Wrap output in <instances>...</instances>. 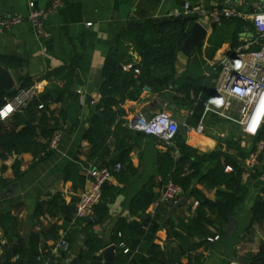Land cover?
<instances>
[{"label": "crops", "instance_id": "0c3cea01", "mask_svg": "<svg viewBox=\"0 0 264 264\" xmlns=\"http://www.w3.org/2000/svg\"><path fill=\"white\" fill-rule=\"evenodd\" d=\"M52 1L0 0V9L6 15L26 19L32 5L39 10H45ZM64 1L65 9L46 19L41 30L36 31L28 21H25L9 32L0 33V56L15 57L25 63L23 67L27 69L25 76L21 75L19 70H10L18 83L20 78L27 76L33 84L41 85L43 93L50 85L48 77L51 73L70 66L75 69V78L64 102L51 107L55 116H58L61 110L66 111L61 124L64 135L58 149L36 164L31 154L20 156L21 179L0 191V212L12 211L19 218L21 225L19 234L25 239L27 247L32 233L44 235L40 247L42 260H45L46 264L53 256L58 258L55 251L57 242L61 234L69 228L72 245L70 258L74 260L85 249L84 243L88 236L103 239L108 247L114 246L111 241L119 221L140 222L142 213L132 215L131 205L150 185H155L153 192L156 196L159 195L164 186L159 169V156L168 149L173 150L172 154L176 150L180 151L178 139L196 151L192 158V162L198 165L199 173L192 185V190L196 194L182 197L188 200L185 207L195 211L197 209L195 203H199L197 196L212 201L217 199V191L202 183L200 178L209 169L224 165L226 157L237 159L243 164L246 158L242 159L241 154L245 152L246 155H250L256 138L244 130L241 105L238 102L233 101L230 109L224 111L225 116H220L210 110L214 107L210 100L203 117L199 122H195L191 119L193 114L191 109L178 108L171 104L169 99L162 100L152 95L151 89L150 92L144 89L140 101L127 102L123 106L126 112L125 119L129 123L139 114L152 118L161 112H169L181 125L172 145L167 146L157 137L146 136L132 130L130 158L135 174L128 181H125L126 176H114L109 185L119 191L114 198L103 202L107 211L98 224L87 226V222L83 221L71 226L72 222L67 223L61 213L35 218L37 204L49 200L56 193H62L67 204L75 200L76 207L80 195L88 186V179L84 187L74 190V180L71 177L64 179L63 176L68 166L77 160L88 163L84 170L85 176L88 169L99 167L89 162L90 146L84 140V136L100 102L103 70L109 54L117 47L118 38L124 40L135 25L150 19H174L177 14L183 15L180 17L196 19L195 12L201 11L204 14L203 25L208 30L206 41L202 44L201 51L195 48L189 54L187 69L180 73L181 77L185 74L208 78L219 75L224 60L236 55L238 51H255L259 45L253 26L256 0ZM186 3L191 5L194 13L184 14ZM214 9H234L241 16L226 20L220 25L208 26L206 22L211 19V12ZM215 42L220 44V47L213 52L212 44ZM129 54L132 56L131 62L121 66L126 72L141 61L139 53L134 48L130 49ZM213 83L216 84L217 79H214ZM58 84L63 88L66 81H60ZM199 127H203L202 132L198 131ZM216 152L220 156L211 158L210 155ZM14 159L6 162L7 171L3 175L5 179L14 180L12 170ZM244 184L248 193L244 203L235 211L234 220L237 222V228L232 229L228 237L221 238L210 247L204 246L191 255L193 258L202 256L201 264H241L240 260L249 262V259L256 256L264 246V224L252 222L255 202L259 196H264L263 161L254 172L246 171ZM150 206L146 214L161 226L154 237V242L162 249L166 246L177 249L178 241L169 238L164 227L165 218L170 219L169 211L172 206H165L155 215L151 214ZM99 210L100 208L96 207L94 212ZM186 210H178L175 215L181 218L186 214ZM177 234L183 233L177 231ZM0 240L3 245L8 243L1 228ZM147 248L146 243L141 246L143 250ZM116 252L119 253L117 249ZM3 253V248L0 247V257ZM181 261L183 264H190L188 256L183 257Z\"/></svg>", "mask_w": 264, "mask_h": 264}, {"label": "trees", "instance_id": "16d2710c", "mask_svg": "<svg viewBox=\"0 0 264 264\" xmlns=\"http://www.w3.org/2000/svg\"><path fill=\"white\" fill-rule=\"evenodd\" d=\"M196 22L192 17L150 19L135 25L124 40L118 38L117 47L109 54L103 70L100 102L84 136V140L90 146V163L99 167L121 164L122 169L116 176H126L125 181L135 174L130 158L133 131L125 119L126 112L123 106L127 102L140 101L146 87L151 89L152 95L157 98L169 99L171 104L181 109H191L193 113L191 119L195 122L200 121L212 98L213 80L218 78V74L211 78L194 77L189 74L176 77L178 55ZM212 45H214L213 52L220 47L216 42ZM202 46L200 45L197 51H201ZM131 48L139 53L141 61L126 72L120 67L131 62L132 56L129 54ZM259 48L260 45L257 50ZM24 64V61L18 58L0 56V66L8 70L23 69ZM74 78L75 69L72 66L51 73L48 77L50 85L46 90L9 121L0 124V191L21 179L20 156L31 154L36 164L54 152L48 151L50 140L55 131L61 128L66 111L61 110L59 115L55 116L51 107L64 102ZM60 81H66L63 88L58 84ZM32 85L33 82L26 76L20 78L18 88ZM16 94L17 89L10 93L1 92L0 108ZM41 105L43 109H39ZM178 140L181 152L179 161L174 160L172 149L159 156L162 184L175 181L182 186L185 196H192L196 194L192 190L193 180L199 175L198 165L192 162L196 151L187 146L183 140ZM261 140L264 141V128L255 138V145ZM255 145L253 151L256 149ZM218 156L220 154L217 152L210 155L211 158ZM247 157L248 154L242 152L241 158ZM13 158H15L12 164L14 180H8L3 175L7 171L6 162ZM262 161L264 162V156ZM88 165L77 160L65 169L64 179L71 177L74 180V190L86 184L84 170ZM228 166L233 169L232 172L226 171ZM245 173L241 161L226 157L224 165L209 169L200 178L202 183L217 191V199L212 201L197 196L199 205L195 211L182 207L178 210H187L181 218L176 215L170 219L165 218L164 227L167 229L168 237L178 241L177 249H171L169 246L162 249L154 242V237L161 226L146 214V210L157 196L153 192L155 185L146 187L131 205L132 215L142 213L141 221L121 220L116 225L111 244H114L121 258L114 264H183L181 259L185 256H188L190 264H201L202 256L193 258L191 255L204 246L210 247L213 243L209 239L217 235L226 238L231 233L230 219L234 218L236 209L244 203L248 193L244 184ZM118 191L119 189L110 186L109 183L104 186L102 201L97 206L100 210L94 212L93 222L86 221L87 226L96 225L104 218L107 207L103 202L114 198ZM74 204L75 200L67 204L65 196L56 193L49 200L37 204L34 216L41 218L61 213L65 221L71 223L76 211ZM252 214V222L264 224V196L258 197ZM0 228L8 241L3 245L0 240V247L4 251L0 257V264H46L41 257L40 243L44 237L42 233H32L27 247L25 239L19 234L21 231L19 218L12 211L0 212ZM177 231L183 234L178 235ZM70 237L69 235V241H71ZM144 243L148 244L147 250L141 249ZM84 245L85 249L69 264H103L102 252L108 247L104 240L88 236ZM126 249L129 250L127 254L124 253ZM50 259L49 264H64L66 255L59 253L58 258L53 256ZM249 263L264 264V246L256 256L249 259Z\"/></svg>", "mask_w": 264, "mask_h": 264}, {"label": "built area", "instance_id": "2783aa9c", "mask_svg": "<svg viewBox=\"0 0 264 264\" xmlns=\"http://www.w3.org/2000/svg\"><path fill=\"white\" fill-rule=\"evenodd\" d=\"M65 7L66 2L64 0H53L45 10H39L32 5L26 19L21 16L6 15L0 9V33L9 32L25 21H28L36 31L41 30L46 19L64 10ZM254 8L256 13L253 17V26L258 36L260 48L250 52L238 51L236 55L222 62L216 83L217 95L215 97L217 101H214L212 96L211 101L214 107L210 108V110L220 116H225L224 111L230 109L232 102H238L241 105L240 113L245 132L257 137L264 123V0H256ZM184 10L186 15L194 13L189 3L185 4ZM195 15L197 23L203 25L204 14L201 11H196ZM180 16L183 15H175L176 18ZM239 16H241L239 12L234 9H214L211 12V19L206 23L208 26L220 25L226 20L235 19ZM41 94L42 87L39 84L18 88L17 94L0 108V124L9 121L16 113L21 112L33 103ZM43 108L42 105L39 106V109ZM259 110H262V112L258 119V126L255 131L251 132L254 118ZM128 126L133 131L161 139L167 146L172 145L181 129L180 123L169 112H161L152 118H146L143 114H139L128 123ZM198 131L202 132L203 127H199ZM63 135L64 131L61 128L55 131L50 140L48 151H56L58 149ZM255 148L243 163L247 172H254L262 162L264 141L261 140L256 143ZM173 158L175 161H179L181 152L176 150ZM121 169L122 165L117 164L115 166L92 167L86 171L88 186L82 192L76 204V211L71 226L83 221H94V209L102 201L104 186L110 183ZM226 171L232 172L233 169L227 167ZM186 172H188V168ZM184 195L185 192L181 185L175 181H169L151 203V214L155 215L164 206L178 204ZM198 205V202L195 203V208ZM70 232L71 229L69 228L61 234L55 248L57 255L59 253L66 255L64 264L71 262L72 245L68 240ZM220 239L221 237L217 235L209 240L211 243H215ZM128 252V249L124 251L125 254Z\"/></svg>", "mask_w": 264, "mask_h": 264}, {"label": "water", "instance_id": "95a60500", "mask_svg": "<svg viewBox=\"0 0 264 264\" xmlns=\"http://www.w3.org/2000/svg\"><path fill=\"white\" fill-rule=\"evenodd\" d=\"M132 25H130L129 28H131ZM208 30L201 25L200 23H196L195 26L192 29L190 37L186 40L185 44L183 45L179 55H178V61L176 63V67L178 70V73L176 75L177 78H180V73L187 69L188 61H189V54L194 51L195 48H198L200 45H202L206 41ZM122 68V67H120ZM19 73L23 76L27 73V69L23 68L19 70ZM214 84L213 87V93L212 96L214 98V101H217L216 95H217V87L216 84ZM17 82L14 74L6 69L3 66H0V93L1 92H13L16 90ZM146 92H150V89L148 87L145 88ZM188 205V200L186 198L182 199L178 204L172 206V208L169 211V218H172L175 213L178 211V209L185 207ZM237 228V222L234 220V218L230 219V229ZM103 254V264H113L115 260H118L121 258V255L116 252L115 246H110L107 249L104 250ZM72 261V259H71ZM241 264H250L246 261H239Z\"/></svg>", "mask_w": 264, "mask_h": 264}, {"label": "bare ground", "instance_id": "6f19581e", "mask_svg": "<svg viewBox=\"0 0 264 264\" xmlns=\"http://www.w3.org/2000/svg\"><path fill=\"white\" fill-rule=\"evenodd\" d=\"M261 112H262V110L257 111L256 116H255L254 121H253V124H252V128L250 130L251 132L255 131V129L257 128L258 119L260 118Z\"/></svg>", "mask_w": 264, "mask_h": 264}, {"label": "rangeland", "instance_id": "374dc122", "mask_svg": "<svg viewBox=\"0 0 264 264\" xmlns=\"http://www.w3.org/2000/svg\"><path fill=\"white\" fill-rule=\"evenodd\" d=\"M16 82H17V80H16ZM18 87H19V83L17 82V86H16V89H18Z\"/></svg>", "mask_w": 264, "mask_h": 264}]
</instances>
